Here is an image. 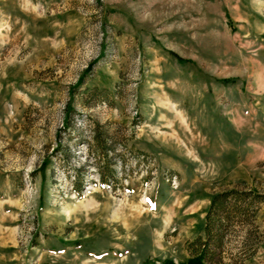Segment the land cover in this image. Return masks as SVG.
<instances>
[{
	"label": "rangeland",
	"instance_id": "rangeland-1",
	"mask_svg": "<svg viewBox=\"0 0 264 264\" xmlns=\"http://www.w3.org/2000/svg\"><path fill=\"white\" fill-rule=\"evenodd\" d=\"M219 193L264 264V0H0V264H182Z\"/></svg>",
	"mask_w": 264,
	"mask_h": 264
},
{
	"label": "trees",
	"instance_id": "trees-1",
	"mask_svg": "<svg viewBox=\"0 0 264 264\" xmlns=\"http://www.w3.org/2000/svg\"><path fill=\"white\" fill-rule=\"evenodd\" d=\"M226 200H227V196L225 195V193H219L213 197L210 210L206 216V220H207L206 228H205L206 237L205 238L200 237L194 240L192 243H190L191 246L189 248L192 250L193 256L187 259L186 261H184L182 264H209V263L211 264L213 262L216 252L214 254V250H211L210 248L212 241H214V245L218 244V246L221 243V237H217L215 235L214 228L216 226L221 227L223 225L222 221H224V218L212 217V213H210V211L213 207L214 208L212 209V211L215 209L223 210L224 209L223 206ZM166 264H177V263L174 260L169 259L166 261Z\"/></svg>",
	"mask_w": 264,
	"mask_h": 264
}]
</instances>
